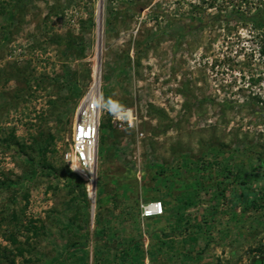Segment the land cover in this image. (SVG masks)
<instances>
[{"label": "rangeland", "instance_id": "obj_1", "mask_svg": "<svg viewBox=\"0 0 264 264\" xmlns=\"http://www.w3.org/2000/svg\"><path fill=\"white\" fill-rule=\"evenodd\" d=\"M99 1L0 0V264H264V0H102V102L144 136L102 116L84 198Z\"/></svg>", "mask_w": 264, "mask_h": 264}, {"label": "built area", "instance_id": "obj_2", "mask_svg": "<svg viewBox=\"0 0 264 264\" xmlns=\"http://www.w3.org/2000/svg\"><path fill=\"white\" fill-rule=\"evenodd\" d=\"M92 84L93 81L75 108L69 147L62 154L69 168L84 173L85 178H82L88 183L91 181L98 160L101 118L105 113L109 114L112 127L122 132L125 137H131L137 146L144 136L138 126L139 119L136 112L131 108L105 107L101 98L100 81L97 87H93ZM87 193L90 196L89 188ZM163 211L161 201L153 200L140 204L142 218L159 216Z\"/></svg>", "mask_w": 264, "mask_h": 264}, {"label": "bare ground", "instance_id": "obj_3", "mask_svg": "<svg viewBox=\"0 0 264 264\" xmlns=\"http://www.w3.org/2000/svg\"><path fill=\"white\" fill-rule=\"evenodd\" d=\"M102 0L99 1L98 9H97V30H96V49H95V76L93 79V87H97L99 82V76H100V59H101V46H102V6H101ZM73 171L80 176L81 178H85V174L82 173L78 169H73ZM94 174H95V167L93 170L91 181L88 183V188L90 192V196L94 194ZM93 199V198H92ZM94 206V205H93Z\"/></svg>", "mask_w": 264, "mask_h": 264}, {"label": "trees", "instance_id": "obj_4", "mask_svg": "<svg viewBox=\"0 0 264 264\" xmlns=\"http://www.w3.org/2000/svg\"><path fill=\"white\" fill-rule=\"evenodd\" d=\"M70 178L75 180V184L76 186H78L81 189V195L86 198V191H85V180L83 178H81L80 176H78L76 173H72L70 174ZM10 242L11 243H15L16 239L14 237L11 236L10 238Z\"/></svg>", "mask_w": 264, "mask_h": 264}]
</instances>
